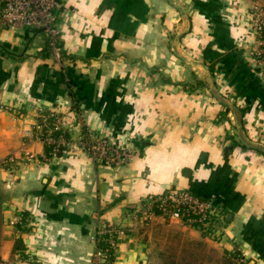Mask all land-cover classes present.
Instances as JSON below:
<instances>
[{
	"label": "crops",
	"instance_id": "obj_1",
	"mask_svg": "<svg viewBox=\"0 0 264 264\" xmlns=\"http://www.w3.org/2000/svg\"><path fill=\"white\" fill-rule=\"evenodd\" d=\"M256 1L58 0L59 54L45 34L0 23V264H14L17 240L18 264H96L91 235L100 221L128 228L113 264H155L153 243L170 231L264 264ZM53 110L70 137L90 130L130 148L132 159L48 157L25 133ZM11 155L17 161L4 163ZM171 187L218 208L211 238L159 217L136 226L130 214Z\"/></svg>",
	"mask_w": 264,
	"mask_h": 264
},
{
	"label": "built area",
	"instance_id": "obj_2",
	"mask_svg": "<svg viewBox=\"0 0 264 264\" xmlns=\"http://www.w3.org/2000/svg\"><path fill=\"white\" fill-rule=\"evenodd\" d=\"M60 4L58 0H0V23L12 30L29 29L43 31L50 38V45L60 52L59 40L61 29L59 25ZM252 31L254 34V59L256 68L264 79V4L257 0L251 8ZM68 120L57 111L41 113L34 127L27 131V137L34 138L52 146L48 157L56 156L59 151H81L88 153L96 162L119 166L128 163L133 156L130 148L116 145L108 138L96 137L90 130H85L79 138H72L67 132ZM51 154V156H49ZM35 154L25 151L24 159L32 161ZM14 155L9 156L4 163L14 164ZM218 208L214 203L197 195L191 190L171 187L163 194L150 201L144 202L132 214V218L145 225L158 217L165 221L176 220L184 225L198 226L208 229ZM20 217L12 219L17 224ZM127 227L106 224L100 221L91 235L96 245L94 258L96 264H113L110 256L118 245V239L125 235ZM236 259L245 262L240 253Z\"/></svg>",
	"mask_w": 264,
	"mask_h": 264
},
{
	"label": "rangeland",
	"instance_id": "obj_3",
	"mask_svg": "<svg viewBox=\"0 0 264 264\" xmlns=\"http://www.w3.org/2000/svg\"><path fill=\"white\" fill-rule=\"evenodd\" d=\"M262 3L264 4V2ZM39 34L45 33L39 32ZM12 168L13 167L10 166V169ZM15 168L16 166H14L12 171H14ZM148 224L150 225L151 222ZM136 226H140L141 228L146 225L137 220ZM201 232L205 236L208 235L211 238L208 232ZM164 234L162 242L153 243L152 257L155 264H248L246 260L243 263L239 262L233 257V254L224 251L220 243H213L202 239L193 240L190 238L192 236L186 233L185 235L184 232L181 231H170ZM214 237L216 238V235H214ZM13 257L16 259L14 264H18V252H15Z\"/></svg>",
	"mask_w": 264,
	"mask_h": 264
},
{
	"label": "trees",
	"instance_id": "obj_4",
	"mask_svg": "<svg viewBox=\"0 0 264 264\" xmlns=\"http://www.w3.org/2000/svg\"><path fill=\"white\" fill-rule=\"evenodd\" d=\"M35 32H43V31H35ZM45 33V32H44ZM45 36L47 37V39H48V43H49V45H50V38L48 37V35L45 33ZM47 147H48V151L49 152H51V150H52V146H48L47 145ZM48 152V153H49ZM61 151H59L58 152V154L60 153ZM49 156H51V154H49ZM213 222V221H212ZM196 228H200V229H203V230H205V232H209V228H211V226L208 228V229H204L203 227L201 228V227H198V226H195ZM204 232V231H203ZM18 249H19V247H18V240L16 241V244H15V247H14V251L15 252H18ZM241 254V252L240 251H237V250H234L233 252H230V254H233V257L234 258H236V257H238L237 255L238 254ZM114 256V255H113ZM113 256H110V260H111V262L113 261ZM241 264V263H240Z\"/></svg>",
	"mask_w": 264,
	"mask_h": 264
}]
</instances>
